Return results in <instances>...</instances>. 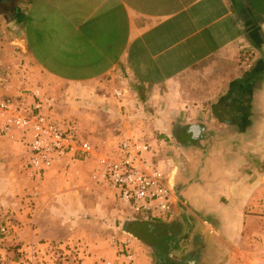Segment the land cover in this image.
Returning <instances> with one entry per match:
<instances>
[{
    "label": "crops",
    "instance_id": "obj_1",
    "mask_svg": "<svg viewBox=\"0 0 264 264\" xmlns=\"http://www.w3.org/2000/svg\"><path fill=\"white\" fill-rule=\"evenodd\" d=\"M20 6L12 17L0 16L7 61L0 95L51 91L50 82L61 105L83 95L86 107L117 125L100 138L149 142L147 157L174 190L170 215L133 219L118 198L112 214L95 211L96 225L55 236L51 249L65 248L69 239L73 264H264V244L256 240L264 243L258 205L264 0H23ZM1 139L25 152L15 139ZM3 156L9 155L0 151L1 213L25 227L53 220L72 228L87 219L75 198L85 186L76 168L70 167L66 192L54 196L52 178L63 175L66 163L34 176L24 167L25 153L23 167ZM40 226L32 227L31 246L53 238L42 237Z\"/></svg>",
    "mask_w": 264,
    "mask_h": 264
},
{
    "label": "built area",
    "instance_id": "obj_2",
    "mask_svg": "<svg viewBox=\"0 0 264 264\" xmlns=\"http://www.w3.org/2000/svg\"><path fill=\"white\" fill-rule=\"evenodd\" d=\"M25 94L0 97V134L22 145L24 167L31 175L40 176L54 165L73 159H86L94 151L72 124L53 116V98L39 91ZM150 151L149 142L128 138L119 142L115 156L100 159L97 176L116 191L133 219L162 218L172 212L173 187L163 169L147 157ZM259 208L264 217V200Z\"/></svg>",
    "mask_w": 264,
    "mask_h": 264
},
{
    "label": "rangeland",
    "instance_id": "obj_3",
    "mask_svg": "<svg viewBox=\"0 0 264 264\" xmlns=\"http://www.w3.org/2000/svg\"><path fill=\"white\" fill-rule=\"evenodd\" d=\"M22 1L23 0H8L0 3L1 18L5 19L12 17L13 12L15 13V10L21 7L20 4ZM0 40L2 41L3 39L0 38ZM6 64L7 61L5 59V54L4 51H2L0 52V72H2ZM49 85L52 87L51 91L45 89L40 93L54 99L55 105L51 110L53 116L61 121V123L72 124V126L76 128L78 136L81 139L88 141L91 146L94 147V151L86 159L71 160L66 165V169L63 170L62 168L63 171L59 169V172H63V175H56V177L52 178L55 182L54 184L56 185L54 188V192L56 191V194H54V196L66 192L63 189L67 183L69 184L71 178L70 172L72 171L70 170V167L76 168V174L79 176L77 182H79L80 185L86 186V184H88V186L90 185L95 187L94 189L88 191L84 188L85 186H82L79 188V192L75 195V198L81 197L80 199L82 200L80 210L84 211L87 219L84 217L85 219L78 220L77 223L73 224L72 228L70 223H68V225H64L65 227L63 228H60L58 224L53 222V220L38 223L41 225L40 227L44 229V236L42 237H47L45 234H50L52 235L51 237H53L51 238L49 245L43 246V248L38 244L32 245L33 247L30 244L31 230L33 229L32 227H36L38 225H36V221H27L28 224L25 227V222L23 223V220H18V218L10 216V213L5 215L4 212H0V264H73V262H69L72 259V250L69 246L72 245L70 240L65 239L69 241L65 248L51 249L53 244L58 243L54 241V237L66 236L65 238H67V236L71 235L72 231H81L86 228L90 229V227L96 225L98 221L97 219H99V216H96L97 211L103 210L104 212L108 211L112 214V212L119 207V204L117 205L116 201L118 197L116 194H113L110 185L106 181V184H103L97 176L100 159L102 157L115 156L117 146L121 141L119 139V141L116 139H101L100 136L102 134H106V132L108 133L109 131H117V125L101 115L100 112H97L96 109L92 111L91 108L86 107V97L83 95L74 97L76 99L73 103H69L67 101L61 105L58 101V97L61 93L54 90L53 82H50ZM5 95L7 94H1L0 97H5ZM65 96H68L67 98H69L71 94L63 93L62 97ZM0 148L1 152L8 153L9 156H3L2 158H8L10 162L9 164L11 165L12 163L11 166L23 167V160L25 158L24 153L20 150L19 146L13 147L1 139ZM71 163L73 164L71 165ZM54 168L55 167L49 169V171ZM20 181H22V183L23 181L24 183L27 182L25 178H21ZM263 200L264 195L259 199L258 205ZM8 216H10V218H8ZM107 216L111 218V216ZM127 218L128 216H126V219ZM58 228H60V231ZM260 238L261 237L259 236L256 240L259 245L261 244L263 246L264 243L262 238Z\"/></svg>",
    "mask_w": 264,
    "mask_h": 264
},
{
    "label": "water",
    "instance_id": "obj_4",
    "mask_svg": "<svg viewBox=\"0 0 264 264\" xmlns=\"http://www.w3.org/2000/svg\"><path fill=\"white\" fill-rule=\"evenodd\" d=\"M6 1H8V0H0V3L6 2Z\"/></svg>",
    "mask_w": 264,
    "mask_h": 264
},
{
    "label": "trees",
    "instance_id": "obj_5",
    "mask_svg": "<svg viewBox=\"0 0 264 264\" xmlns=\"http://www.w3.org/2000/svg\"><path fill=\"white\" fill-rule=\"evenodd\" d=\"M127 229H128V227H127Z\"/></svg>",
    "mask_w": 264,
    "mask_h": 264
}]
</instances>
